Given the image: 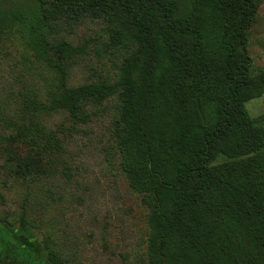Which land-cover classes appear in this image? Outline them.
Wrapping results in <instances>:
<instances>
[{
	"label": "trees",
	"instance_id": "obj_1",
	"mask_svg": "<svg viewBox=\"0 0 264 264\" xmlns=\"http://www.w3.org/2000/svg\"><path fill=\"white\" fill-rule=\"evenodd\" d=\"M263 1L0 0V54L18 33L53 75L48 104L33 100L37 114L24 112L9 138L1 173L8 186L27 184L23 208L32 184L58 176L41 206L70 208L78 187L60 135L109 107L119 172L148 212L134 264H264V126L245 108L264 95V69L248 49ZM84 26L100 30L99 42H71ZM89 44L111 70L72 85ZM43 112L63 114L68 127L47 131ZM26 210L18 228L1 223L15 238L13 259L69 264L54 241L28 231Z\"/></svg>",
	"mask_w": 264,
	"mask_h": 264
},
{
	"label": "rangeland",
	"instance_id": "obj_2",
	"mask_svg": "<svg viewBox=\"0 0 264 264\" xmlns=\"http://www.w3.org/2000/svg\"><path fill=\"white\" fill-rule=\"evenodd\" d=\"M90 28H79L70 37L71 42L78 45L94 38L99 42L96 37L100 30L89 31ZM24 43L17 33L0 54V255L6 254L11 261L13 256L8 250L15 243L14 235L6 234L1 223L6 219L18 228L26 208L28 231L40 240L46 237L49 242L54 241L49 246L63 257L71 256L69 264H134L145 249L148 212L140 195L128 187L119 172L112 146L111 108L92 109L90 119L77 125L75 132L60 135L64 145L62 158L75 176L71 186L78 187L70 208L66 200L62 204L48 203V209L41 206L48 202L46 189L52 183L62 182L61 176L32 184L30 203L23 208V200L29 194L27 184L15 181L8 186L9 181L1 175L11 149L9 138L22 123L24 112L37 114L31 105L33 100L48 104L47 91L53 77L33 59ZM248 49L253 67L264 69V1L250 30ZM87 52V61L71 71L72 85L104 77L111 70L108 62L101 64L105 58L94 54L93 44H89ZM89 66L95 70L90 71ZM245 108L252 118L262 119L264 126V95L246 103ZM38 120L47 131L60 125L65 129L69 124L63 114L49 112H43ZM43 252L42 259L47 260V249Z\"/></svg>",
	"mask_w": 264,
	"mask_h": 264
},
{
	"label": "flooded vegetation",
	"instance_id": "obj_3",
	"mask_svg": "<svg viewBox=\"0 0 264 264\" xmlns=\"http://www.w3.org/2000/svg\"><path fill=\"white\" fill-rule=\"evenodd\" d=\"M9 256H10V254H9ZM43 261L47 262V260H44V259H43ZM9 262H12L13 264H21L18 261H15L13 258H12L11 261H9V257L8 256L3 257L2 253H1V255H0V264H10ZM22 264H24V263H22Z\"/></svg>",
	"mask_w": 264,
	"mask_h": 264
}]
</instances>
